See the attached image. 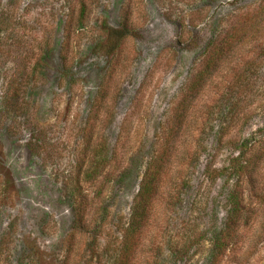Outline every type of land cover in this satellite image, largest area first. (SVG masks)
Returning <instances> with one entry per match:
<instances>
[{
	"label": "rangeland",
	"instance_id": "obj_1",
	"mask_svg": "<svg viewBox=\"0 0 264 264\" xmlns=\"http://www.w3.org/2000/svg\"><path fill=\"white\" fill-rule=\"evenodd\" d=\"M262 51L264 0H0V264H112L164 152L133 264H264Z\"/></svg>",
	"mask_w": 264,
	"mask_h": 264
},
{
	"label": "trees",
	"instance_id": "obj_2",
	"mask_svg": "<svg viewBox=\"0 0 264 264\" xmlns=\"http://www.w3.org/2000/svg\"><path fill=\"white\" fill-rule=\"evenodd\" d=\"M107 34V36H106ZM106 43H103V47L106 46L108 49V56L112 57L114 53L119 50V47L128 36L125 31L121 34H116L117 40L109 46L108 38H110L111 33H106ZM108 47V48H107ZM212 54L219 52L220 47L212 48ZM264 57V51L260 55V58ZM254 58L250 60L244 69L238 71L232 80V88L229 89L230 93L239 88H245L246 86H239L245 80L246 71L254 70L256 66L254 65ZM234 87V88H233ZM85 158L89 161V170L87 171V176L91 179L90 181L97 178L101 171H104L108 164V147L106 143H100L96 146H89L86 148ZM169 153L164 152L159 157H154L146 165L143 177L140 181L139 188L136 197L133 201L132 211L130 215V220L128 226L123 229V235L120 243L116 248L115 259L112 264H133L137 248L139 246L141 233L146 227L149 215L151 212V207L154 203L155 198L161 187L162 177L167 172V163L169 162ZM241 153L234 160V166L230 168H225L222 170L212 169L208 170L209 178L212 180L220 179L223 176L231 178L235 173L241 172L240 170ZM239 197L237 194L232 198V208L236 210L239 205Z\"/></svg>",
	"mask_w": 264,
	"mask_h": 264
}]
</instances>
